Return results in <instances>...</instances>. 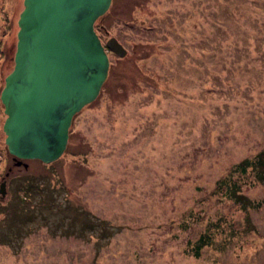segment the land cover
<instances>
[{
  "label": "rangeland",
  "instance_id": "1",
  "mask_svg": "<svg viewBox=\"0 0 264 264\" xmlns=\"http://www.w3.org/2000/svg\"><path fill=\"white\" fill-rule=\"evenodd\" d=\"M22 7L23 0H0V91ZM94 27L103 43L114 35L126 53L107 48L105 80L72 116L56 160L14 162L0 99V233L8 234L3 212L22 183L13 179L27 174L61 182L74 204L116 226L96 255L93 238L52 233L57 214L39 207L48 223H29L17 239L0 241V264H212L182 247L217 214L204 198L215 180L264 143V0H112ZM242 189L264 198L257 181ZM194 203L200 218L179 226ZM249 220L257 229L254 256H245L254 249L247 247L236 258L231 245L220 264H264V203Z\"/></svg>",
  "mask_w": 264,
  "mask_h": 264
},
{
  "label": "water",
  "instance_id": "2",
  "mask_svg": "<svg viewBox=\"0 0 264 264\" xmlns=\"http://www.w3.org/2000/svg\"><path fill=\"white\" fill-rule=\"evenodd\" d=\"M110 2L23 0L14 63L0 91L4 141L16 164L26 166L24 158L50 162L62 154L73 114L96 97L105 80L106 47L126 53L114 35L103 43L94 29Z\"/></svg>",
  "mask_w": 264,
  "mask_h": 264
},
{
  "label": "trees",
  "instance_id": "3",
  "mask_svg": "<svg viewBox=\"0 0 264 264\" xmlns=\"http://www.w3.org/2000/svg\"><path fill=\"white\" fill-rule=\"evenodd\" d=\"M223 173L204 196L215 203L216 216L211 219L207 218L204 228L198 232L196 237L187 239L182 247L184 254L195 258L204 254L212 264H220L217 257L220 254H225L231 245L235 247H232V254L236 258L240 255V251H249L247 247H251L254 248L252 252L245 253V256L247 255L251 259L254 256V251L258 248V243L252 241L253 237L251 236L256 235L257 229L249 220V213L251 209H259L264 203V198L249 196L242 187L245 183L254 185L255 181L264 184V143L253 150L250 155L233 162L229 170ZM27 175L13 179L15 184L20 179L22 183L14 197L10 198V203H14L11 205L13 208L3 212V216L6 215V222H9L11 227L8 234L6 231L0 233V241L9 242V240L17 239L16 236L20 234V229L23 226L28 227L29 223L38 227L40 222L47 224L49 218L47 219L46 214L40 211L39 207H41L52 214H57L54 216L56 219L53 218L51 221L52 233L65 234L66 236L78 235L86 240L93 238L94 253L99 255L116 225H111L107 218L91 214L92 212L80 203L74 204L70 198L69 188L61 182L51 183L50 178L39 181L37 177ZM246 179L251 182H246ZM35 194L40 195L37 199L39 202L33 203L32 198ZM200 212L199 204L194 203L187 206L185 213L177 221L179 226L180 224L186 225L190 220L199 219ZM236 215H240V220L235 219ZM53 221L56 222L53 223ZM26 229L28 230V228ZM11 243L13 244V242ZM71 255L75 258L76 250ZM71 262L77 264V261L74 263L71 260Z\"/></svg>",
  "mask_w": 264,
  "mask_h": 264
}]
</instances>
